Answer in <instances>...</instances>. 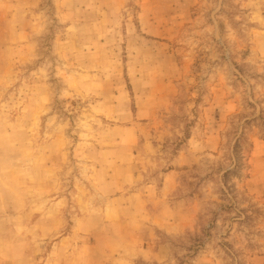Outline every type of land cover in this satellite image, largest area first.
<instances>
[{"label":"rangeland","instance_id":"rangeland-1","mask_svg":"<svg viewBox=\"0 0 264 264\" xmlns=\"http://www.w3.org/2000/svg\"><path fill=\"white\" fill-rule=\"evenodd\" d=\"M0 264H264V0H0Z\"/></svg>","mask_w":264,"mask_h":264}]
</instances>
